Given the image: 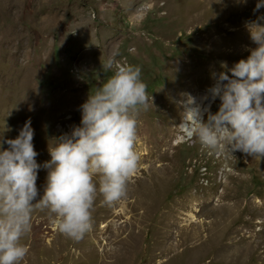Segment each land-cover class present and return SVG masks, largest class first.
<instances>
[{"label":"rangeland","instance_id":"1","mask_svg":"<svg viewBox=\"0 0 264 264\" xmlns=\"http://www.w3.org/2000/svg\"><path fill=\"white\" fill-rule=\"evenodd\" d=\"M257 2L0 0V150L31 120L36 161H50L54 139L80 125V106L113 74L101 67L113 51L141 67L149 96L126 197L109 206L98 195L80 241L34 211L22 264H264V159L210 155L179 127L178 105L184 93L208 105L221 62L247 59ZM46 178L41 167L37 199Z\"/></svg>","mask_w":264,"mask_h":264},{"label":"clouds","instance_id":"2","mask_svg":"<svg viewBox=\"0 0 264 264\" xmlns=\"http://www.w3.org/2000/svg\"><path fill=\"white\" fill-rule=\"evenodd\" d=\"M247 3V0H239ZM264 7L258 0L254 12ZM264 16L246 23L251 41L247 59L232 68L221 62L214 86L207 90L221 101L212 114L191 94L178 101L183 128L190 140L210 155L228 151L264 159ZM113 51L101 66L113 70L106 82L80 106L82 118L70 134L49 148L50 161H36L34 129L27 120L15 139L0 150V264H22L29 252L21 240L31 231L32 214L49 210L53 223L65 237L80 241L93 228L98 195L111 206L127 195L130 178L137 172L136 150L139 114L147 110V84L140 66L121 63ZM231 73V76L228 73ZM152 99V98H151ZM207 114V119H204ZM0 144V149H2ZM47 169L46 185L38 198V171Z\"/></svg>","mask_w":264,"mask_h":264},{"label":"water","instance_id":"3","mask_svg":"<svg viewBox=\"0 0 264 264\" xmlns=\"http://www.w3.org/2000/svg\"><path fill=\"white\" fill-rule=\"evenodd\" d=\"M212 103H213V100L210 99V101L208 102V106L210 105V107H211Z\"/></svg>","mask_w":264,"mask_h":264},{"label":"bare ground","instance_id":"4","mask_svg":"<svg viewBox=\"0 0 264 264\" xmlns=\"http://www.w3.org/2000/svg\"><path fill=\"white\" fill-rule=\"evenodd\" d=\"M208 105H206L205 107H207ZM183 129V128H182Z\"/></svg>","mask_w":264,"mask_h":264}]
</instances>
